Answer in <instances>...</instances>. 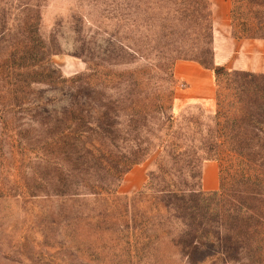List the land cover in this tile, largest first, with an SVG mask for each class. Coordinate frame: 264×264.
Instances as JSON below:
<instances>
[{"label":"rangeland","instance_id":"1","mask_svg":"<svg viewBox=\"0 0 264 264\" xmlns=\"http://www.w3.org/2000/svg\"><path fill=\"white\" fill-rule=\"evenodd\" d=\"M143 1L0 0V264H264V175L243 180L234 167L202 161L201 177L210 161L217 165L220 201L193 198L203 217L180 219L174 199L157 192L167 183L146 187L156 147L127 169L139 155L135 124L110 85L157 90L173 117L170 133L182 137L189 120L215 112L219 88L211 71L213 103L182 101L186 82L175 65L188 60L176 58L207 50L206 37H195L198 28L174 5ZM93 85L104 94L86 96ZM157 120L149 111L146 126L137 124L142 145ZM221 245L253 252L210 256Z\"/></svg>","mask_w":264,"mask_h":264},{"label":"trees","instance_id":"2","mask_svg":"<svg viewBox=\"0 0 264 264\" xmlns=\"http://www.w3.org/2000/svg\"><path fill=\"white\" fill-rule=\"evenodd\" d=\"M157 2L163 7H167L168 4L174 5L175 7H171L173 13L180 14L192 22L196 29L198 28L195 37H206L205 44L209 45L207 50L201 48L197 51L198 55L194 57H177L176 59L191 60L213 71L219 87L216 94L215 112L212 115L200 114L195 119L189 120L190 133L182 137L170 133L173 117L163 111L162 105L158 103L162 95L157 90V92L154 89L143 91L135 88L133 92H130V88L126 87L120 91L119 86L110 85V97L115 96L127 100L131 111L129 113L131 121L135 124L133 140L139 155L130 161L127 169L139 163L153 147H156L155 149L159 151L156 161L157 169L149 174L146 187L157 182L167 183L157 192L161 198L172 197L174 199L176 203L171 208L176 213L175 217L182 219L186 215L194 218L197 214L203 217L205 207L203 205L198 207V204L196 207L193 198L199 197L203 203L206 196H210L219 202L222 188L208 192L202 189L200 172L202 161L214 160L222 165H228L229 168L234 167V174H238V178L243 180L254 179L256 181L259 178L261 180L264 175V85L260 82L264 79V74L228 71L225 66L213 63L210 0H157ZM244 6L248 12L250 11L251 19L242 16ZM230 16L233 24L241 28V35L238 38H255L256 36L264 38V0H231ZM165 19L164 16L163 20ZM254 30L263 31V34L256 35L252 32ZM176 59L174 62L169 61L170 64L167 67V75L170 77L173 74L171 67L177 61ZM130 78L133 79L131 75ZM103 88L98 89L93 85L85 87L83 91L86 96H98L104 94ZM168 93V99H171L174 94L173 89H169ZM138 97L144 101L140 109L135 103ZM148 105L151 108L146 111ZM149 111L155 112L158 120L156 131L152 132L153 137L149 138L148 143L144 140L147 146L144 147L145 145L138 141V136L141 134L139 127H141V120H144L143 126H146L145 120ZM134 116L135 119H133ZM202 127L204 131L201 130ZM187 141L189 145L184 146L183 149L181 144ZM160 152L164 154L162 159ZM163 159H168L170 165L165 164ZM184 175L189 181L184 179ZM217 209L216 206V216L221 217L220 209ZM245 211L246 209L237 211L240 212L239 215L234 213L237 218H241L240 216L245 214ZM197 224L200 226L201 223ZM216 234L218 241L221 238L220 231L218 230ZM232 252L238 255L239 253L248 255L253 251L245 248V245L233 249L221 245L210 256L226 259V256Z\"/></svg>","mask_w":264,"mask_h":264},{"label":"crops","instance_id":"3","mask_svg":"<svg viewBox=\"0 0 264 264\" xmlns=\"http://www.w3.org/2000/svg\"><path fill=\"white\" fill-rule=\"evenodd\" d=\"M231 0H210L212 22V60L215 65H224L234 70L264 74V38H238L233 33L230 16ZM175 74L186 82L181 91L186 103L212 104L214 87L211 70L193 61H181L175 65ZM213 168V172H210ZM216 169V171H215ZM133 184V183H132ZM141 184H133L138 187ZM218 188L217 165L214 161L204 167L202 189Z\"/></svg>","mask_w":264,"mask_h":264}]
</instances>
